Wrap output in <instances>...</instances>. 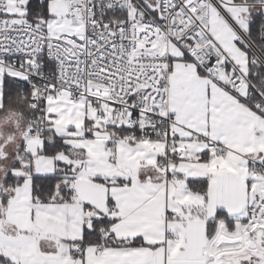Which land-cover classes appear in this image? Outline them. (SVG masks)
Listing matches in <instances>:
<instances>
[{"label": "snow or ice", "instance_id": "obj_1", "mask_svg": "<svg viewBox=\"0 0 264 264\" xmlns=\"http://www.w3.org/2000/svg\"><path fill=\"white\" fill-rule=\"evenodd\" d=\"M0 264H264V0H0Z\"/></svg>", "mask_w": 264, "mask_h": 264}, {"label": "trees", "instance_id": "obj_2", "mask_svg": "<svg viewBox=\"0 0 264 264\" xmlns=\"http://www.w3.org/2000/svg\"><path fill=\"white\" fill-rule=\"evenodd\" d=\"M13 107H15V105H13Z\"/></svg>", "mask_w": 264, "mask_h": 264}]
</instances>
